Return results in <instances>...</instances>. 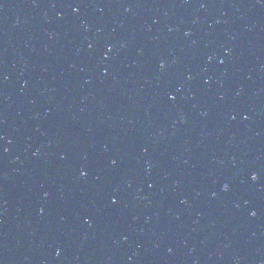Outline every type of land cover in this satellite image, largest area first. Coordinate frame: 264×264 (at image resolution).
<instances>
[{"label":"water","instance_id":"water-1","mask_svg":"<svg viewBox=\"0 0 264 264\" xmlns=\"http://www.w3.org/2000/svg\"><path fill=\"white\" fill-rule=\"evenodd\" d=\"M0 264H264V0H0Z\"/></svg>","mask_w":264,"mask_h":264},{"label":"snow or ice","instance_id":"snow-or-ice-1","mask_svg":"<svg viewBox=\"0 0 264 264\" xmlns=\"http://www.w3.org/2000/svg\"><path fill=\"white\" fill-rule=\"evenodd\" d=\"M82 175H86V173H82ZM252 179H254V180H255V179H256V177H255V176H253V177H252ZM225 190H227V188H226Z\"/></svg>","mask_w":264,"mask_h":264}]
</instances>
